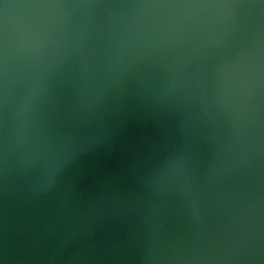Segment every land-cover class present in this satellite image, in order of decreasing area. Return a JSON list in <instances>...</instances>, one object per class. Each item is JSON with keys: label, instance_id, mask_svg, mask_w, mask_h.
<instances>
[{"label": "clouds", "instance_id": "9594fccd", "mask_svg": "<svg viewBox=\"0 0 264 264\" xmlns=\"http://www.w3.org/2000/svg\"><path fill=\"white\" fill-rule=\"evenodd\" d=\"M0 264H264V0H0Z\"/></svg>", "mask_w": 264, "mask_h": 264}]
</instances>
